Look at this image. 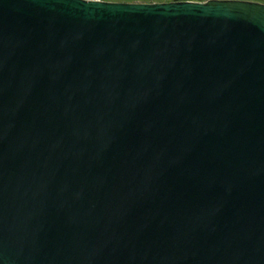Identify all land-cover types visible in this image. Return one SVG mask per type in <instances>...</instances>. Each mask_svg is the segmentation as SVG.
I'll use <instances>...</instances> for the list:
<instances>
[{
    "label": "water",
    "instance_id": "obj_1",
    "mask_svg": "<svg viewBox=\"0 0 264 264\" xmlns=\"http://www.w3.org/2000/svg\"><path fill=\"white\" fill-rule=\"evenodd\" d=\"M0 264H264V4L0 0Z\"/></svg>",
    "mask_w": 264,
    "mask_h": 264
},
{
    "label": "crops",
    "instance_id": "obj_2",
    "mask_svg": "<svg viewBox=\"0 0 264 264\" xmlns=\"http://www.w3.org/2000/svg\"><path fill=\"white\" fill-rule=\"evenodd\" d=\"M100 1L119 2L120 0H100ZM168 1H173V0H149V1L145 0L144 2H168ZM196 1L203 2L207 0H196ZM250 1H253V0H250Z\"/></svg>",
    "mask_w": 264,
    "mask_h": 264
},
{
    "label": "trees",
    "instance_id": "obj_3",
    "mask_svg": "<svg viewBox=\"0 0 264 264\" xmlns=\"http://www.w3.org/2000/svg\"><path fill=\"white\" fill-rule=\"evenodd\" d=\"M145 0H120L119 2H128V3H133V2H144ZM173 1H196V0H173ZM171 2V1H168Z\"/></svg>",
    "mask_w": 264,
    "mask_h": 264
},
{
    "label": "rangeland",
    "instance_id": "obj_4",
    "mask_svg": "<svg viewBox=\"0 0 264 264\" xmlns=\"http://www.w3.org/2000/svg\"><path fill=\"white\" fill-rule=\"evenodd\" d=\"M149 1V0H147ZM254 2H259V3H263L264 4V0H253Z\"/></svg>",
    "mask_w": 264,
    "mask_h": 264
}]
</instances>
